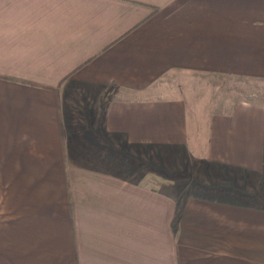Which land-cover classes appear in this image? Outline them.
Masks as SVG:
<instances>
[{
  "label": "crops",
  "instance_id": "1",
  "mask_svg": "<svg viewBox=\"0 0 264 264\" xmlns=\"http://www.w3.org/2000/svg\"><path fill=\"white\" fill-rule=\"evenodd\" d=\"M264 0H0V264H264Z\"/></svg>",
  "mask_w": 264,
  "mask_h": 264
},
{
  "label": "rangeland",
  "instance_id": "2",
  "mask_svg": "<svg viewBox=\"0 0 264 264\" xmlns=\"http://www.w3.org/2000/svg\"><path fill=\"white\" fill-rule=\"evenodd\" d=\"M206 93L211 91L213 99H240L253 95L256 100H264V84L257 79H244L218 75H205Z\"/></svg>",
  "mask_w": 264,
  "mask_h": 264
}]
</instances>
